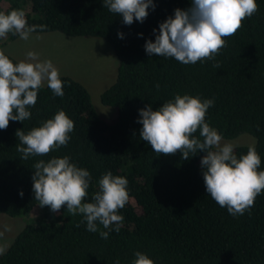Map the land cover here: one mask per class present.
<instances>
[{"label":"trees","instance_id":"16d2710c","mask_svg":"<svg viewBox=\"0 0 264 264\" xmlns=\"http://www.w3.org/2000/svg\"><path fill=\"white\" fill-rule=\"evenodd\" d=\"M153 2L155 8L148 9L142 23L134 19L126 25L102 0H0V11L22 9L29 25H47L36 33L99 37L118 58L116 80L101 94L102 103L117 108L113 122L97 115L81 83L60 75L62 97L45 84L30 109L31 117L10 121L6 130H0V213L28 219L0 254V264H116L117 259L132 264L137 251L154 264H264V191L243 215H230L206 193L200 164L204 152L188 160L179 152L157 155L140 138L138 122L139 109L151 104L155 110L177 94L214 99L206 122L226 139L240 133L253 136L264 170V0H256L258 11L226 38L219 55L189 65L149 56L144 45L154 41L153 29L158 33L159 24L174 9L189 8L191 0ZM16 37L0 38V48L6 39ZM58 110L74 121L68 144L47 156L21 159L16 130L27 133ZM195 135L199 137V132ZM248 146L234 148L238 158ZM65 155L91 173L84 202H92L105 172L127 178L129 201L120 210L124 220L118 233L113 225L103 239L99 232L87 230L83 214L71 215L66 206L54 213L38 205L32 191L33 165ZM97 225L108 231L98 221Z\"/></svg>","mask_w":264,"mask_h":264},{"label":"clouds","instance_id":"9594fccd","mask_svg":"<svg viewBox=\"0 0 264 264\" xmlns=\"http://www.w3.org/2000/svg\"><path fill=\"white\" fill-rule=\"evenodd\" d=\"M102 4L109 12L122 16L126 25L134 19L142 23L148 9L155 8L153 0H102ZM257 11L256 0H191L189 8L174 9V14L159 24L158 33L153 29L155 39L145 41V51L149 56L170 57L185 65L212 60L226 47V38L235 35L243 21ZM46 27L29 25L22 9L0 11V38L12 34L27 41L38 28L43 31ZM118 36L123 38V33L118 32ZM45 83L55 96L64 95V82L51 60L41 61L38 53L28 51L25 59L14 63L0 49V130H6L10 121L24 122L31 117L30 109ZM213 105L214 99L202 100L189 94H177L155 110L151 104L146 105L138 110L142 125L139 136L157 155L179 152L183 160H188L198 151L204 152L200 164L206 193L236 217L250 210L264 191V170H260L261 157L255 144L249 145L247 153L239 158L235 145L221 144L223 137L205 119ZM74 127V121L58 110L27 133L17 129L15 135L20 143L16 150L23 160L47 156L68 144ZM33 169L32 191L39 206H47L54 213L66 206L71 215L83 214L87 230L99 232L103 239L108 238L113 225L117 233L120 231L124 220L120 210L129 201L126 177L105 172L92 202H84L91 173L72 163L69 156L40 159ZM19 194L23 196L22 191ZM97 221L108 231H101ZM134 255L132 264H154L145 253L137 251ZM116 264H120L119 259Z\"/></svg>","mask_w":264,"mask_h":264},{"label":"rangeland","instance_id":"374dc122","mask_svg":"<svg viewBox=\"0 0 264 264\" xmlns=\"http://www.w3.org/2000/svg\"><path fill=\"white\" fill-rule=\"evenodd\" d=\"M0 49L17 61L25 59L28 51L38 53L41 61L51 60L60 75L72 77L88 90L91 103L102 120L111 123L116 119L117 108L101 101V94L115 82L118 68V58L105 39L67 36L57 31L33 32L27 41L19 36L6 39ZM223 143H232L235 147L251 145L255 143V138L248 133H240L234 138H223L221 144ZM26 223L28 219L23 214L9 216L0 213L2 252Z\"/></svg>","mask_w":264,"mask_h":264}]
</instances>
